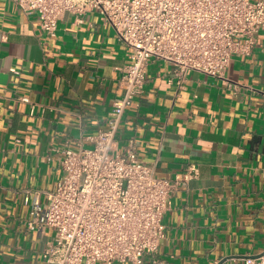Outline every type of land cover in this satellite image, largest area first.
Here are the masks:
<instances>
[{
    "label": "crops",
    "instance_id": "obj_1",
    "mask_svg": "<svg viewBox=\"0 0 264 264\" xmlns=\"http://www.w3.org/2000/svg\"><path fill=\"white\" fill-rule=\"evenodd\" d=\"M129 62L96 11L64 15L48 38L37 14L0 0V264H46L52 235L29 230L27 201L46 204L63 150L109 128ZM173 69L149 62L116 138L159 179L199 171L174 194L145 264H243L264 253V31L221 78L190 71L180 87Z\"/></svg>",
    "mask_w": 264,
    "mask_h": 264
},
{
    "label": "built area",
    "instance_id": "obj_2",
    "mask_svg": "<svg viewBox=\"0 0 264 264\" xmlns=\"http://www.w3.org/2000/svg\"><path fill=\"white\" fill-rule=\"evenodd\" d=\"M25 14H37L48 38L66 14L98 12L128 48L123 94L115 100L107 130L66 148L62 175L47 203L29 204V230L51 234L46 264H145L165 237L163 218L182 183L198 177L191 167L175 180L155 177L132 143L116 149L127 108L144 93L148 64L173 66L176 84L190 71L223 77L234 56H250L264 31V0H15ZM6 40V36H3ZM28 101V100H24ZM243 264H264V255Z\"/></svg>",
    "mask_w": 264,
    "mask_h": 264
},
{
    "label": "water",
    "instance_id": "obj_3",
    "mask_svg": "<svg viewBox=\"0 0 264 264\" xmlns=\"http://www.w3.org/2000/svg\"><path fill=\"white\" fill-rule=\"evenodd\" d=\"M262 255H264V253L261 254V255H258V256H252V257H248V258L257 259V258L261 257ZM222 263H223V262H222ZM222 263H221V264H222Z\"/></svg>",
    "mask_w": 264,
    "mask_h": 264
}]
</instances>
